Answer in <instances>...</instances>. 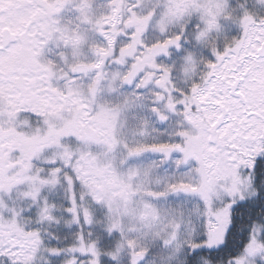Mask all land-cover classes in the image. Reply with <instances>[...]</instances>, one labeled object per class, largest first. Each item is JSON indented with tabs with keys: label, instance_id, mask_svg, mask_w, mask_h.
Segmentation results:
<instances>
[{
	"label": "snow or ice",
	"instance_id": "1",
	"mask_svg": "<svg viewBox=\"0 0 264 264\" xmlns=\"http://www.w3.org/2000/svg\"><path fill=\"white\" fill-rule=\"evenodd\" d=\"M0 264H264V0H0Z\"/></svg>",
	"mask_w": 264,
	"mask_h": 264
}]
</instances>
